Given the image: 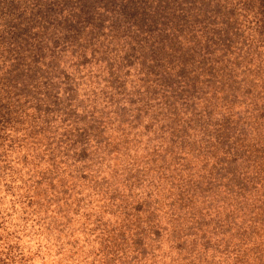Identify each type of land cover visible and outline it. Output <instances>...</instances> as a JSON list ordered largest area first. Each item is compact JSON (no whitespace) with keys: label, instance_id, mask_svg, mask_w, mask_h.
Listing matches in <instances>:
<instances>
[{"label":"rangeland","instance_id":"rangeland-1","mask_svg":"<svg viewBox=\"0 0 264 264\" xmlns=\"http://www.w3.org/2000/svg\"><path fill=\"white\" fill-rule=\"evenodd\" d=\"M201 31L50 46L0 136V264H264V27Z\"/></svg>","mask_w":264,"mask_h":264},{"label":"trees","instance_id":"trees-1","mask_svg":"<svg viewBox=\"0 0 264 264\" xmlns=\"http://www.w3.org/2000/svg\"><path fill=\"white\" fill-rule=\"evenodd\" d=\"M243 16L247 17L239 20ZM140 20L149 30L193 32L197 44L204 36L201 29L221 32L242 22L264 27V0H0V136L7 134L9 124L10 131L14 129L13 108L17 98L29 95L34 77L52 73L48 63L56 59L50 47L54 42L87 28L137 29ZM189 41L187 37L175 40ZM47 164L56 176L61 175V158L54 154L37 167V185L47 181ZM11 167L7 160L0 166V173L6 170L12 177L10 183L17 180ZM9 181L0 177V191L12 188Z\"/></svg>","mask_w":264,"mask_h":264}]
</instances>
